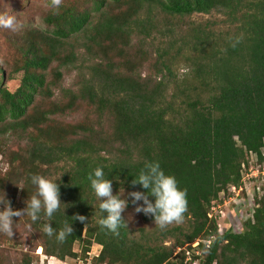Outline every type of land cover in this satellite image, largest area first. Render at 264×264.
I'll list each match as a JSON object with an SVG mask.
<instances>
[{
	"label": "trees",
	"instance_id": "1",
	"mask_svg": "<svg viewBox=\"0 0 264 264\" xmlns=\"http://www.w3.org/2000/svg\"><path fill=\"white\" fill-rule=\"evenodd\" d=\"M88 1L84 7L78 3L47 11L43 22L49 29L36 30L38 35L21 48L23 76L14 91L5 87L6 76L1 72L0 123L38 132L30 137L33 143L26 157H15L16 164L26 160L34 168L29 169V178L39 174L59 185V211L51 221L43 213L35 221L45 240L44 251L63 258L71 253L74 242L83 240L85 230L86 245L95 242L101 246L93 264H166L173 258L172 264H191L184 263L183 253L173 255V249L162 241L137 239L128 227L114 235L98 224L106 213L99 211L100 201L88 174L100 167L112 181L113 193L120 189L143 192L131 180L150 161L158 162L165 174L174 176L178 186L186 189L184 217L189 219L190 230L183 234L185 244L216 234L209 247L200 245L199 264H264V196L254 209L253 221L247 220L239 230L228 228L217 234L215 221L207 217L218 192L228 184H239V168L247 151L258 153L264 143V0H154L171 15L219 12L229 28L223 36L203 27L192 29V40L187 43L192 51L187 56L188 77L184 87L175 86L174 91L161 80L123 75L114 65H94L88 82L77 95L72 93L68 108L76 98L85 100L96 106L110 126L98 133L76 125L71 134H65L47 127L46 116L31 120L26 116L35 97L45 94V72L50 64L75 59V53L64 45L84 32L94 16L101 20L105 14L107 0ZM132 21L125 14L105 18L94 26L91 39L102 45L98 39L127 35ZM230 38H239L235 48L230 46ZM77 214L86 221L73 220ZM46 222L57 232L68 223L73 232L61 243L55 235L48 237L43 232ZM24 264L32 263L27 259Z\"/></svg>",
	"mask_w": 264,
	"mask_h": 264
},
{
	"label": "rangeland",
	"instance_id": "2",
	"mask_svg": "<svg viewBox=\"0 0 264 264\" xmlns=\"http://www.w3.org/2000/svg\"><path fill=\"white\" fill-rule=\"evenodd\" d=\"M122 1L124 2L115 4L113 0H107L105 14L101 20L125 14L128 19L133 20L132 30L127 35L119 33L111 37L106 36L103 40L98 39L102 45L95 44L91 36L94 26L101 20L99 15L94 16L84 32L64 45L65 49L75 53V59L66 64L56 60L50 64L45 72V94L35 97L27 112L26 117L29 120L46 116L47 127L64 131L65 134H71L76 125L102 132L110 124L106 118L101 117L96 106L76 98L75 103L68 108L72 102V93L77 95L82 85L88 82L94 65H114L117 66L115 71L123 75L161 80L168 85L169 91H174L173 87L184 85V80L188 77L187 56L192 54V51L187 43L192 40H189L193 34L192 29L203 27L210 34L223 36L229 28L225 16L216 11L182 17L161 10L154 0ZM78 3L81 7L90 4L88 0H61L59 7ZM54 7L56 6L52 5L51 0H0V14L15 16L19 25L16 31L0 28V80L3 72L6 76L3 82L8 90L14 91L23 76L21 48L26 47L33 36L38 35L36 30L49 29L43 22V17ZM164 65H168L170 70L167 71ZM37 134L34 128L24 131L11 129L7 123H0V198L4 193L5 200L10 202L14 210L24 209L25 201L36 190L28 176V171L33 170V166L26 160L24 164H16L15 157H26L33 143L30 137ZM55 176L56 174L52 178ZM129 192L132 190L120 189L113 194L128 200V206L122 215L133 237H146L150 243L162 241L163 245L173 249V255L183 253L184 259L186 249L190 250L191 256L194 255L191 246L185 244L183 236L190 230L188 218L184 217L182 223H173L161 230L153 220H147L143 213L134 212L135 206L131 203ZM0 210H3L2 204ZM13 222L12 238L0 233V264H24L27 259L32 264H75L79 258L87 264H93L92 261L97 256H88L87 252L92 251L93 255L100 249L95 242L86 245L84 230L83 240L73 243L70 254L63 258L50 255L44 251L45 240L38 231V224L32 222L27 215L13 217ZM224 223L227 225L228 220ZM28 225H31L30 229ZM233 225L237 229L242 228L240 223ZM178 241L184 242L180 244ZM175 260L170 259L166 264H172Z\"/></svg>",
	"mask_w": 264,
	"mask_h": 264
},
{
	"label": "clouds",
	"instance_id": "3",
	"mask_svg": "<svg viewBox=\"0 0 264 264\" xmlns=\"http://www.w3.org/2000/svg\"><path fill=\"white\" fill-rule=\"evenodd\" d=\"M51 3L53 6L58 7L61 4V0H51ZM18 27L15 16L0 14V28L16 31ZM239 42V38H230V46L233 48ZM87 180L90 182V187L95 197L100 201L98 205L99 211L102 214L106 213L98 220V224L111 231L114 235H119L120 228H127V222L122 213L128 206V200L113 194L112 181L105 178L104 171L100 167L90 172ZM30 181L36 190L25 201L26 207L24 209L14 210L10 202L5 200L4 193L3 197L0 198V204L3 205V210H0V233L9 238L14 235L13 217L20 218L23 215H27L32 222H35L41 218L43 213L46 220L51 221L54 213L60 209V191L56 181L39 174L31 175ZM137 184L145 191L128 193L131 203L135 206L134 212L151 216L154 224L161 230H164L170 224L183 222L184 213L187 211L186 189H181L178 186L174 176L165 174L158 162L145 161L137 177L131 180L132 186ZM149 197L154 199L150 200ZM138 202H142V204ZM72 218L81 223H84L87 219L85 216L78 214ZM28 227L30 229L31 225H28ZM43 232L48 237L55 235L56 239L63 243L67 237L71 236L73 228L70 224L65 223L57 232L46 222L43 225Z\"/></svg>",
	"mask_w": 264,
	"mask_h": 264
},
{
	"label": "built area",
	"instance_id": "4",
	"mask_svg": "<svg viewBox=\"0 0 264 264\" xmlns=\"http://www.w3.org/2000/svg\"><path fill=\"white\" fill-rule=\"evenodd\" d=\"M239 175V184L226 185L218 192L208 209L207 217L215 221L217 234H221L228 228L239 230L233 223L243 225L247 220L253 221L254 209L258 207L259 201L264 196V143L258 153L247 151L246 159L240 164ZM226 220H228L227 225L224 223ZM215 236L216 234L208 238H198L190 243L189 246L194 255L191 256L190 250L186 249L184 263L199 264L200 245L209 247ZM96 246L100 247V251L101 246ZM98 252L93 255L92 251L87 252V255L98 256ZM75 264L87 263L79 258Z\"/></svg>",
	"mask_w": 264,
	"mask_h": 264
}]
</instances>
